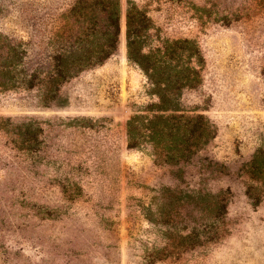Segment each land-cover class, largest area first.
<instances>
[{"label":"rangeland","instance_id":"obj_1","mask_svg":"<svg viewBox=\"0 0 264 264\" xmlns=\"http://www.w3.org/2000/svg\"><path fill=\"white\" fill-rule=\"evenodd\" d=\"M114 1L0 0V264H264V197L245 171L264 147V0H118L114 53L48 99L56 54L107 48ZM130 1L150 17L146 47L190 39L205 59L181 103L216 135L178 163L156 162L145 136L129 145L128 119L154 100L127 55ZM222 191L220 219L189 196ZM214 225L216 242L167 247Z\"/></svg>","mask_w":264,"mask_h":264},{"label":"trees","instance_id":"obj_2","mask_svg":"<svg viewBox=\"0 0 264 264\" xmlns=\"http://www.w3.org/2000/svg\"><path fill=\"white\" fill-rule=\"evenodd\" d=\"M109 20V28L107 26L104 31V41L101 43L107 46L106 49L74 55L58 53L53 57L52 72L42 81L48 86V99L54 100L63 82L88 67L104 62L114 53L120 34L118 0L113 2ZM150 28L147 11L130 1L127 10V55L147 75L149 94L154 100L136 110L128 119L129 145L139 147L140 138L145 136L153 147L156 162L178 163L189 159L216 135V129L203 113L197 112L196 108L187 109L181 103L184 89L201 83L205 59L199 45L190 39H167L161 45L146 47L145 38ZM10 69L5 71L9 73ZM4 78V81L0 80V88H9L10 85L6 83L8 79ZM245 171L256 184L248 185L247 194L253 204L258 205L264 197V147L259 148L246 163ZM167 190L173 193L171 189ZM189 196L194 200V206L202 212L210 213L217 219L226 217L229 197L225 191ZM167 197H172V194ZM175 199L170 204H174ZM188 230L167 247L173 251L188 249L204 242H216L227 233L226 227L218 225L206 231L196 227Z\"/></svg>","mask_w":264,"mask_h":264}]
</instances>
